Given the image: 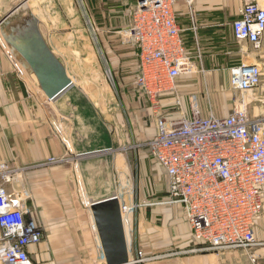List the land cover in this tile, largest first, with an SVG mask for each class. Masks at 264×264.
I'll use <instances>...</instances> for the list:
<instances>
[{"label": "built area", "instance_id": "1", "mask_svg": "<svg viewBox=\"0 0 264 264\" xmlns=\"http://www.w3.org/2000/svg\"><path fill=\"white\" fill-rule=\"evenodd\" d=\"M133 1L131 25L124 33L139 49L135 84L154 113L156 135L149 148L167 177L165 203L183 208L200 250H252L259 245L255 226L264 208V113L252 117L244 100L236 101L226 117L203 116L193 102L190 116L164 112L162 98L174 94L177 78L193 68L174 6L183 1L193 12L194 0ZM231 25L236 40L260 49L264 0H244L241 16ZM230 81L236 91H253L262 82L260 68L233 67ZM176 100L181 108L178 95ZM60 139L66 149L63 159L75 163L70 141ZM59 160L51 158L50 163ZM23 171L18 165L0 163V264H34L31 249L43 237L20 189ZM82 199L89 207V200ZM121 209V215L132 211L129 206Z\"/></svg>", "mask_w": 264, "mask_h": 264}, {"label": "crops", "instance_id": "2", "mask_svg": "<svg viewBox=\"0 0 264 264\" xmlns=\"http://www.w3.org/2000/svg\"><path fill=\"white\" fill-rule=\"evenodd\" d=\"M194 1L195 11L193 10V12L183 1L177 2L174 6L176 20L182 29L181 36L185 51L193 67L191 73L183 74L177 78L176 89L178 87H197V99L195 100L203 116L209 114L206 109V100L201 96L202 88L200 89V87H206L209 92L217 93V95H212L211 103L215 107L216 115L220 117H226L232 111L234 107V103L231 104L233 93L239 94L237 101L244 100L247 103L252 117L261 115L264 111V35L261 39L260 49L254 48L247 41L236 40L231 25L235 19L241 16L244 0ZM134 8L133 0H114V4L109 10L112 14L114 13V17L106 19L105 25L100 26L99 46H95L94 42L88 40L81 29H75L68 25L62 28L54 27L53 22H45L33 8L31 9L44 23V31L49 36L54 51L65 59L68 75L73 81L72 75L76 73L80 62L90 71L95 69L96 72L101 73L104 65L101 62L99 67L97 61L103 54L108 58L106 68L113 72L114 82L121 87H127V91L131 94L135 91V82L139 76V49L135 43L125 37L124 32L131 25ZM83 35L84 38H82ZM250 63L260 68L262 82L259 88L248 93L232 89L230 69ZM78 88L88 97L85 90ZM42 92L31 82L25 69L13 58L11 53L7 52L0 41V163L12 162L22 167L43 163L51 156H64L66 149L55 135V126L60 122L64 126L63 134L71 143L72 156L76 157L72 141L73 124L71 120L61 115L56 106ZM179 98L182 105L181 112L174 114L166 110L161 101L162 110L169 112L172 116H179L182 112L190 116L191 104L195 103L193 96L190 95L187 99L183 96H179ZM89 100L91 101L90 98ZM91 103L105 125L112 122L113 119L110 115L111 119L107 116L104 117L97 104L92 101ZM135 103L132 102L133 106ZM136 104L141 110L144 109V106L146 108L150 106L152 110L147 97L139 96ZM100 109L102 111V108ZM141 113L142 118H145L143 111ZM107 128L113 141L114 176V130L109 126ZM54 170L58 171L56 168ZM77 170L80 173L76 159V164L71 163L70 167L65 169L62 174V180L70 178L73 179L72 182L58 183L54 188L57 193H61L62 200L59 201L64 205L61 206L62 216L53 213L51 217L53 220L61 218L75 220L77 216L83 215V213H75L74 207L68 210L66 206V204L72 203L71 194L73 197V190L76 188H78L79 194H83L88 199L81 173V180L77 185L73 178V174ZM40 174L41 171H30L28 176L32 187L36 184L34 182L40 177ZM72 188L74 189L72 190ZM33 189L35 190V187ZM58 204H56V209H58ZM177 207L183 211L181 206ZM58 211L60 212V210ZM167 211H169V217L173 215L174 210L171 206L167 208ZM84 212L83 220L85 222L82 225L45 229L42 241L31 249V258L34 264H107L99 230L97 227L93 228V225H96L93 211L87 208ZM170 224L174 230L168 241L184 239L188 241V246L198 248L193 240L191 227L183 213L178 219L172 218ZM255 235L259 245L252 249L254 250V262H256L255 264H264V208L257 219ZM126 242L130 251L127 238ZM201 252L208 253L209 251ZM204 258L206 257L200 259L196 256L190 261V264L205 263L206 259Z\"/></svg>", "mask_w": 264, "mask_h": 264}, {"label": "rangeland", "instance_id": "3", "mask_svg": "<svg viewBox=\"0 0 264 264\" xmlns=\"http://www.w3.org/2000/svg\"><path fill=\"white\" fill-rule=\"evenodd\" d=\"M194 3L195 1L192 9L195 11ZM112 4H114V0H29L30 7L42 20L53 22L54 27L58 28L68 25L75 29H81L85 33V37L94 42L95 46H99L100 26L105 25L106 19L114 17V13L109 11ZM0 41L10 53L1 32ZM97 62L99 67L101 62L104 65L101 73L96 72L95 69L90 71L80 62L72 78L78 87L85 90L91 101L97 104L101 114L104 117L110 118L111 116L113 119L106 125L114 130V182L119 208L121 212L122 206L132 208L130 214L124 212L121 215L124 216L122 222L130 245V251L128 248L130 260L134 261L132 264H190V261L196 256L200 259L206 257L204 259L208 264H255L254 250L226 249L206 253L201 252L200 247L188 246V241L184 239L168 241L174 230L170 224L172 218L178 219L182 213L185 218L186 216L177 205L164 204L168 196L167 179L149 148V142L156 135L155 117L150 106L148 108L144 106L143 110L137 107L138 97L146 96L141 94L136 87H134V93L130 94L127 87H121L114 82L113 72L106 68L108 58L101 54ZM31 82L35 85L32 80ZM196 88L178 87L174 94L162 100L163 106L166 110L178 114L181 109L176 105L177 95L179 94L185 99L192 95L196 104ZM201 88V96L206 100L208 114L215 113L211 98L213 94L217 95V93L209 92L206 87ZM233 94L231 104L235 103L239 97L238 93ZM132 102H136L134 106ZM195 106L199 110L198 105ZM141 111L145 118H142ZM263 113L264 111L261 114ZM55 128V135L58 139L62 136L67 138L63 134L64 126L61 122L56 124ZM56 157L60 159L58 163H50V159L55 156L49 157L43 163L22 167L10 162L24 169L20 175V189L24 194L23 197L27 200L31 213L42 228L43 235L45 229L50 227H70L84 224V211L87 208L91 209V205L86 207L84 204L83 194H79L78 188H72V190L74 189L73 197L71 194L72 203L66 204L67 209L74 207L75 213H83V215L77 216L75 220L68 218L53 220L51 218L53 213L61 217V211H63L61 206L64 205L59 201L62 200L61 193H57L54 188L58 183L72 182L73 179L70 178L62 180V174L65 169L70 167L71 163L76 164L74 161L63 159L62 155ZM55 168L58 169L57 172H55ZM32 170L41 171L40 177L34 182L36 183L35 190L28 176ZM73 178L77 185L81 180L78 170L73 174ZM56 204L59 205L58 209H56ZM169 206L174 210L170 217L168 216L169 211H167ZM206 262L199 264H206Z\"/></svg>", "mask_w": 264, "mask_h": 264}, {"label": "water", "instance_id": "4", "mask_svg": "<svg viewBox=\"0 0 264 264\" xmlns=\"http://www.w3.org/2000/svg\"><path fill=\"white\" fill-rule=\"evenodd\" d=\"M0 32L13 58L73 124L72 141L107 264H132L113 176V141L67 72L29 0H0Z\"/></svg>", "mask_w": 264, "mask_h": 264}]
</instances>
